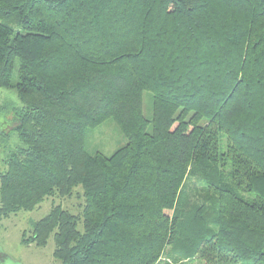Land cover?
<instances>
[{
  "label": "trees",
  "instance_id": "obj_1",
  "mask_svg": "<svg viewBox=\"0 0 264 264\" xmlns=\"http://www.w3.org/2000/svg\"><path fill=\"white\" fill-rule=\"evenodd\" d=\"M4 89L0 220L83 200L24 242L53 235L59 264H264V0H0ZM107 120L127 143L88 152Z\"/></svg>",
  "mask_w": 264,
  "mask_h": 264
},
{
  "label": "rangeland",
  "instance_id": "obj_2",
  "mask_svg": "<svg viewBox=\"0 0 264 264\" xmlns=\"http://www.w3.org/2000/svg\"><path fill=\"white\" fill-rule=\"evenodd\" d=\"M9 97L14 99L15 90H0V99ZM146 114H149V107L152 105V96L146 92L144 96ZM16 143V138L12 137L0 147V167L4 168V158L9 148ZM127 143L117 125L112 120H107L103 124L91 129L87 133L86 146L88 152H97L110 156L117 148ZM79 192L82 190L77 189ZM82 199L74 194L70 198H47L32 211H19L10 214L7 218L0 220V264H59L54 257L55 241L53 235L48 239L45 246H38L35 243L23 241L24 235L29 237L32 233L33 223L44 217L53 204H62L64 208L73 213H80ZM166 256L158 264H164Z\"/></svg>",
  "mask_w": 264,
  "mask_h": 264
},
{
  "label": "water",
  "instance_id": "obj_3",
  "mask_svg": "<svg viewBox=\"0 0 264 264\" xmlns=\"http://www.w3.org/2000/svg\"><path fill=\"white\" fill-rule=\"evenodd\" d=\"M0 258L1 259H6L7 257L1 254Z\"/></svg>",
  "mask_w": 264,
  "mask_h": 264
}]
</instances>
